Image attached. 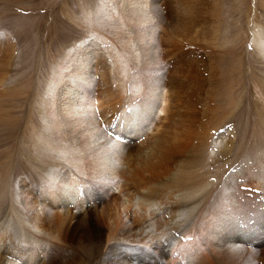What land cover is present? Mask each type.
<instances>
[{
  "label": "rangeland",
  "instance_id": "1",
  "mask_svg": "<svg viewBox=\"0 0 264 264\" xmlns=\"http://www.w3.org/2000/svg\"><path fill=\"white\" fill-rule=\"evenodd\" d=\"M115 9L110 0H0V264H188L176 238L199 218L204 193L176 197L172 180L189 152L202 154V167L219 170L220 184L230 192L236 187L245 195L252 191L264 214V0H139L128 11ZM87 47L96 53L88 63L97 61L93 78L98 85L89 87L75 81L67 68L75 52ZM121 69L129 71L128 78L137 77L141 90L150 79L168 83L162 93L166 99L154 106L164 112L158 116L156 110L152 118L137 115L142 131L131 139L127 129L119 131L117 123L111 127L115 104L121 111L124 100L135 95L128 78V89L120 87ZM61 78L72 80L80 96L92 93L91 98L100 90L108 95L102 121L101 111L92 107L101 142L94 151L104 146L111 154L112 166L125 173L114 184L128 185L126 194H115L117 186L102 179L104 171L96 169L95 155L77 129L78 117L76 123L57 106L61 101H53L61 99L56 91ZM79 110L87 114L88 106ZM58 126L72 130H67L72 136ZM176 133L182 137L173 142ZM164 138L179 144L184 154L163 157L165 166L154 164L149 175L137 157ZM50 143L55 149L69 144L79 158L80 148L90 155L81 161L55 155L59 160L51 162ZM43 150L45 167L36 154ZM53 185V193L59 191L55 198L48 194ZM24 197H31L30 209ZM246 199L242 195L240 200ZM151 210L157 211L158 223L149 220ZM110 216L114 221L109 224Z\"/></svg>",
  "mask_w": 264,
  "mask_h": 264
},
{
  "label": "bare ground",
  "instance_id": "2",
  "mask_svg": "<svg viewBox=\"0 0 264 264\" xmlns=\"http://www.w3.org/2000/svg\"><path fill=\"white\" fill-rule=\"evenodd\" d=\"M110 1H111V3L115 4V7H116L115 10L117 12H122V11H128V10L134 8L135 4L139 0H110ZM141 3L145 4L144 1H142ZM112 9H114V8H112ZM87 48H88V50H86L85 48L84 49L79 48L78 51L75 52L74 58L73 59L71 58L72 62L70 61V64H69V66H67V68H68V70L71 69V71H73L72 78L74 76L75 81L78 80L80 82H84V84H86L89 87L92 84L94 85V82L96 85H98L93 78V76H94L93 73L94 72L96 73L97 61H95L94 63L92 62L93 64H89L90 62L88 63V61L92 60L93 58H96V57H93L94 56L93 54H96V53H95L94 48H92V47H87ZM93 60H95V59H93ZM122 69H121V71L119 70L117 79H118L120 87L126 91L128 89L126 87L128 85V82H127L128 77L125 74L129 71L127 70L124 74ZM68 72H70V71H68ZM142 75H145V74H142ZM69 76H71V74ZM58 77H59V75H58ZM62 77H63V75H62ZM135 77L132 75L130 77V75H129V78H128L130 80L129 87L131 86V81H132V86L128 90L131 93H135V95L132 94L133 96H129L127 101L124 100L125 103L122 104L124 106L123 110L120 109L121 111H118V109H117L118 103H116L115 106L113 105L114 107H116V111H114V109L111 111V113H113V112L117 113L116 114L117 117L115 116L116 117L115 121H113L114 119L112 120L111 127L113 125L115 127L116 123H117V129L119 131H120V127H121V130L127 129L125 132L127 134L126 135L127 139H131L132 137H135L137 132L139 134L142 131L141 127L143 126V123L139 122L138 120L135 119V117L137 115H140V117H144V118H149V117L152 118L154 113H156V110L159 114L158 116H161L160 114H162L164 112V110L162 111V109H159L158 107H157L158 109H156V108H154V106H156L158 102H161V100H163V98H164V100L166 99L165 97H163L162 93L164 91H166V89H167L166 85L168 84V83L167 84L161 83V81L159 82L158 79H157L158 81L150 79L147 77V74H146V77L148 79H150L151 81L148 82L149 85L146 88L141 90L139 81H138V79H136L137 77L136 78ZM150 77H152V76H150ZM68 78H70V77H67V80H68ZM142 78H144V77H142ZM62 79L63 78L60 79L61 82L63 81L62 85L61 86L59 85V87H60L59 90H56L57 92L59 91L58 94L57 93L56 94L59 95L61 97V99H58L57 97L54 98V95L53 96L50 95V97L52 100L54 98L53 101H57V100L61 101V103H60L61 105H59L58 104L59 102H57V106L60 107L61 110H65L64 113H67V111H69L70 114H66V116H71V117L74 116L73 118H75L74 120H76V123H77V119H78L77 124L81 125V126H80V128H77V129H80L82 132H84L85 138H83V139H86V140H83V141H87V144H86L87 148H88L87 150H90L91 153L93 155H95V159H93V157H92V160H95V163L97 164V166L99 165L98 168L95 165L96 169L99 170L98 172L104 171V174L101 173L103 175L102 179L104 181H106L107 185L114 186L115 185L114 183H116L118 181V179L121 178V176L118 175V174H121V172H122L121 169L116 164H113V166H112L111 163H115V160H111V157H110L111 154L106 150V148H103L104 147L103 144H102L103 147H101V150L96 151V152L94 151L97 147L99 148L98 145H100L101 142H100V136H99L100 134L98 135V131L96 129L97 128V122L94 118L92 107H94V108L96 107L97 111H98V109L101 111L102 117L100 118V120L102 121L104 116H105L104 115L105 102L103 100L108 98V95L105 93V91L100 90V93H97L96 96L94 95V97H91V98H90V96L92 93L90 92L91 93V94L89 93L90 99L87 97V94H86L87 98L80 96V93H78V94L76 93V91H79V90L76 87H74L75 85L73 86L72 80L70 81L71 83H69V82H66L67 80L64 82V79L63 80ZM144 79H146V78H144ZM58 82H60V81L58 80ZM58 84H60V83H58ZM169 86H170V84H169ZM101 87H102V84H101ZM56 91H54V92H56ZM51 94H53V93H51ZM163 94L165 95V92ZM46 99H48V97ZM163 102H165V101H163ZM46 103H48V102H46ZM49 104L51 105V103H48L47 105H49ZM54 105H56V104H54ZM86 105L88 106V110L86 111L87 114H81L79 107H85L86 108ZM158 105L160 107V104H158ZM57 106H55V108ZM109 106H110V104L108 105V107ZM73 107H74V109H73ZM162 107H164V104H162V106L160 108H162ZM127 108L129 110H127ZM106 110H107V108H106ZM42 111H44V110H42ZM108 111H107V113H108ZM123 111H125V113ZM76 117H78V118L76 119ZM54 118H57V117L54 116ZM54 121H56V119H54ZM54 121H53V123H55ZM66 121L67 120H65V122ZM56 122L59 125V123L62 122V120H60V122H58V121H56ZM74 123H75V121H74ZM125 123H130V125H132L133 127L128 126V125L125 126L124 125ZM57 124H56V126H57ZM63 124L65 125L66 123H62L60 126H62ZM69 125H70V123H69ZM71 125H72V123H71ZM60 126H58V127H60ZM58 127H55V128L57 129ZM60 128L57 129L58 130V133H57L58 136L61 134V133H59ZM71 129H73L72 126H71ZM50 130L48 129V131H50ZM61 130L63 132L64 129L61 128ZM67 130H64V132L66 131L65 132L66 135L72 136V135H69V133H67ZM69 131H72V130H68V132ZM52 132H54V131H52ZM76 133H78V132H76ZM55 134H56V131H55V133H52V135H54V136H55ZM71 134H72V132H71ZM81 134H80V136H81ZM62 135H63V133H62ZM177 135L178 134L176 133L172 137L173 142H176L175 139H177V140L181 139L182 136L180 137L178 135V138H176ZM56 136H55V138H56ZM58 136H57V138H58ZM61 136H60V139H61ZM63 137L64 136H62V138ZM79 137H78V139H81ZM68 138L69 139H67V137L65 136V142H66V139H67V142H68V140H70V137H68ZM71 139H73V138L71 137ZM162 140L165 141V138ZM47 141L48 140H46V142ZM51 141L52 142L54 141L53 143H56V141H58V140L52 139ZM63 141H64V139H63ZM74 141H76V140H74ZM163 141L158 140L149 148L147 153L137 157V159L139 160L140 166L142 163H145V166L143 167L144 172L150 171V168L152 166H154V164H156L157 165L156 167H158V164L160 162H162L161 160H163L162 159L163 157L169 158L171 155H174V154H179V155L184 154V152L183 153L181 152L182 154L179 153L180 152V149L178 147L179 144H175L173 142L168 144V141H165V142H163ZM71 142H73V141H71ZM80 142H79V144H80ZM59 143L61 144L62 142H59ZM68 143L70 144V141ZM102 143H104V142H102ZM170 144H172L173 146L172 145L169 146ZM52 145L53 144H51L50 146H52ZM68 145H64L63 147H59V149H55L56 147H54V145L52 146L53 148L52 147L50 148V146H47L48 149H50V151H51V154L50 155L48 154V157L51 158L50 161L55 162V161L59 160V158H56L55 155L60 156V159H63L65 156L67 159H68V157L72 158V156H73L74 158L72 160L77 161L79 158L78 155L80 153H78V155H76L77 156L76 157L74 154H72V153H74L73 148L68 146ZM117 147H118V145H117ZM85 150H86V147H85ZM121 150H122V148H121ZM182 150H185V149H182ZM36 151L37 150H35L34 152H36ZM78 151H80L82 153V157H80V158H83V156H85V154L90 155L89 154L90 151H89V153H87L88 151L87 152L82 151L81 148L78 149ZM92 151H94V153ZM117 153H119V152H117ZM120 153L122 154V151ZM191 153L192 152H189L190 157H189V160L187 162L184 160L178 166V168L176 167L178 170H180V169L181 170L179 171L178 174L176 173L177 175L174 177V180H172V177L168 178L169 180L171 179L172 182L174 183V195L176 197H185L184 195H186V196L189 194L192 195V193L194 194V192H195L196 196H200L204 193L202 196V199L200 201V204L197 208V212L199 213V218L196 216V222H193L190 224V227L187 229L188 232L182 233L184 235L177 236V238H176L178 240V244H180L179 252L181 253V256L187 260L188 264H256L257 261L264 264V222H263L264 214L260 210V205L257 204V202H255V196L250 194L252 191L248 194L246 192V190H248V189L243 190V193L245 192L248 194V195L247 194L245 195V194H242L239 191V189H237V187L236 188L231 187L234 191L232 190V192H230L229 191L230 188H229V190H227L226 188L223 187L222 184H220V182H221L220 180L222 179V177L219 173V170L217 171V173H213L210 169H207L206 167H202V165H203L202 154L196 153V152L193 154H191ZM36 154L38 155L39 160H41L42 165L44 167L46 164H49V162H46L47 161V158H46L47 155L45 154V151H44V154H41V153H39V154L36 153ZM96 155H97V157H96ZM179 155L178 156L176 155V156L179 158ZM66 158H64V160H66ZM80 158H79V161H81ZM87 158H89V157H87ZM113 158H114V156H113ZM83 159L85 160V158H83ZM90 159H91V156H90ZM89 160H87V161H89ZM165 160H163V162H165ZM213 160L210 159L209 161L212 163ZM169 161H170V159H169ZM95 163L93 162V164H95ZM87 164H89V163H87ZM163 164H161V165H163V167H164L165 163H163ZM100 167H102V168H100ZM52 168H53V166H52ZM153 168H155V167H153ZM47 169H49V168H47ZM141 169L142 168H140V170ZM160 169H163V168H160ZM160 169H159V171H161V173H162V170H160ZM167 169H170V168L167 167ZM153 171H154V169H153ZM159 171H157V172H159ZM165 171L163 172L164 173L163 175H165ZM80 172H82V171H80ZM166 172H168V170ZM147 173H146V175H147ZM246 173H247V176H249L248 171H246ZM155 174H156V172H155ZM121 175H125V173L123 172V174H121ZM149 175H147V176H149ZM45 176L48 177L47 174ZM153 176H154V173H153ZM171 176H172V174H171ZM96 177L98 178V176H96ZM165 177H167V174L165 175ZM123 178L124 179H122V180L126 181V178L125 177H123ZM169 180H167L166 182H168ZM108 182H109V184H108ZM118 182H120V181H118ZM121 185L122 184L115 185L114 187L117 186L116 190H113L115 194H118L120 196H122L123 194H126L127 193L126 191H128V185H125L122 188L120 187ZM54 186L55 185L48 187V191H49L48 194H51L52 198H55L56 196H58L57 193L59 192V191H57V193L56 192L53 193V191L55 190ZM140 186H141V184H140ZM248 186H250V185H248ZM59 187H61V186H59ZM141 187H143V186H141ZM144 188L146 189V187H144ZM63 189H65V187ZM153 190H155V188H153ZM64 193H66V192H64ZM43 194H44V192H42L41 195H43ZM242 195L246 196V198H247L244 202H241V200H240L242 198ZM51 197H50V200H51ZM30 198L31 197H29V198L24 197V203H25L26 207L32 206L34 204V203L30 202V201H32V200H30ZM43 199H45V198H43ZM191 200H192V198H191ZM51 204H53V203H51ZM144 205L153 207L152 202H149V203L147 202ZM263 205H264V203H263ZM130 207H132V206H130ZM157 208L159 209V207H157ZM29 209H30V207H29ZM176 209H178V207H176ZM156 212L157 211H155V210H151L150 216H149V217H151V219H149V220L158 223V221L154 219ZM66 218H68L67 213H66ZM66 218H63V219H66ZM112 218L113 217H111V216L108 218L109 224L112 221H114ZM254 218H255V221H252L253 224H251L250 221L254 220ZM59 219H62V217H60ZM160 219H161V217H160ZM160 219H158V220H160ZM143 220H144V218H143ZM197 220L198 221L200 220V221L197 223ZM36 222H38V221H36ZM131 222L133 223V221H131ZM148 223H149V221H148ZM167 223H168V221H167ZM199 223H203V224H199ZM198 224H199L200 229L196 228V227H198L197 226ZM165 225H166V222H165ZM171 229H173V228H171ZM141 236H143V235L141 234ZM258 247H261V250ZM171 263L172 262H170L168 264H171Z\"/></svg>",
  "mask_w": 264,
  "mask_h": 264
},
{
  "label": "built area",
  "instance_id": "3",
  "mask_svg": "<svg viewBox=\"0 0 264 264\" xmlns=\"http://www.w3.org/2000/svg\"><path fill=\"white\" fill-rule=\"evenodd\" d=\"M4 257H5V255H4ZM6 258H7V255H6L5 259H6ZM155 264H158V263L156 262Z\"/></svg>",
  "mask_w": 264,
  "mask_h": 264
}]
</instances>
